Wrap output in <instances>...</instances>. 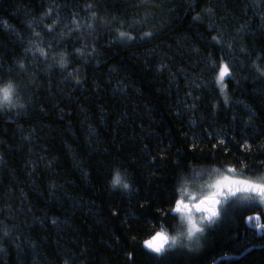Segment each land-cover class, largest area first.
<instances>
[{
	"label": "clouds",
	"instance_id": "obj_1",
	"mask_svg": "<svg viewBox=\"0 0 264 264\" xmlns=\"http://www.w3.org/2000/svg\"><path fill=\"white\" fill-rule=\"evenodd\" d=\"M0 8V264H135L125 242L159 264L241 217L264 235V0Z\"/></svg>",
	"mask_w": 264,
	"mask_h": 264
},
{
	"label": "trees",
	"instance_id": "obj_2",
	"mask_svg": "<svg viewBox=\"0 0 264 264\" xmlns=\"http://www.w3.org/2000/svg\"><path fill=\"white\" fill-rule=\"evenodd\" d=\"M40 0H17V5L22 15L27 16L30 9L37 7ZM232 6L231 4L229 5ZM2 12V8H0ZM7 37L3 32H0V43H6ZM264 44V41H260ZM163 107V105H162ZM97 181V189L99 190V178L94 177ZM153 192L157 189L153 188ZM167 200H162L161 203H166ZM121 207L125 205L121 204ZM133 210L129 208V212ZM144 216H154L151 208L142 210ZM99 240L101 238L107 239L102 236L99 232L93 233ZM122 234V230L117 227L116 235L119 237ZM127 233H123L126 237ZM255 240L264 241V235L253 237L244 227L243 218H240V223L236 227L228 229H217L213 233H210V239L208 240L206 247L198 255L189 254L186 252L173 254L166 259L159 262V264H211L213 259L216 260V264H264V248L262 249H251L246 251L248 245ZM115 243V241H113ZM124 250L132 251L135 264H155L151 258L145 257L143 249L139 246H132L126 242L123 245ZM121 249L117 248V252ZM117 252L108 251V254L113 257V264H123L122 256L117 255ZM225 252L234 253V256L227 259L224 258Z\"/></svg>",
	"mask_w": 264,
	"mask_h": 264
},
{
	"label": "snow or ice",
	"instance_id": "obj_3",
	"mask_svg": "<svg viewBox=\"0 0 264 264\" xmlns=\"http://www.w3.org/2000/svg\"><path fill=\"white\" fill-rule=\"evenodd\" d=\"M150 245L151 246H153V247H155L156 245L153 243V242H150Z\"/></svg>",
	"mask_w": 264,
	"mask_h": 264
}]
</instances>
